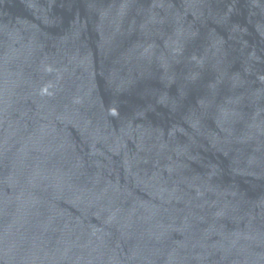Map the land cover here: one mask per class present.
<instances>
[{"label":"water","instance_id":"water-1","mask_svg":"<svg viewBox=\"0 0 264 264\" xmlns=\"http://www.w3.org/2000/svg\"><path fill=\"white\" fill-rule=\"evenodd\" d=\"M0 264H264V0H0Z\"/></svg>","mask_w":264,"mask_h":264}]
</instances>
